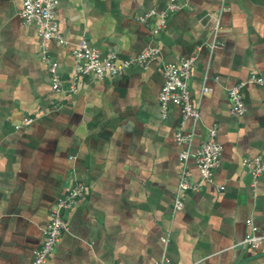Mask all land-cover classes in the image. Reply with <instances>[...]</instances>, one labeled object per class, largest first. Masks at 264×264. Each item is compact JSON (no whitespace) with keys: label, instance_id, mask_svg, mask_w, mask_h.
<instances>
[{"label":"crops","instance_id":"crops-1","mask_svg":"<svg viewBox=\"0 0 264 264\" xmlns=\"http://www.w3.org/2000/svg\"><path fill=\"white\" fill-rule=\"evenodd\" d=\"M167 4L58 0L65 41L49 40L48 52L65 85L83 37L103 55L115 51L119 62L150 46L160 50L146 68L86 77L83 88L63 92L52 87L37 26L23 22L21 0H0V264H33L51 208L75 180L87 192L68 212V229L46 264H264V244H238L251 231L249 218L264 232V172L254 178L242 164L264 153V83L243 88L241 116L228 94L253 73L264 78V0H190L158 33L157 15L147 24L137 19ZM191 55V99L201 118L184 119L176 104L163 118L164 66ZM212 125L223 145L214 181L188 191L175 209L183 168L199 178L193 158L179 159L186 145L176 132L192 134L195 149Z\"/></svg>","mask_w":264,"mask_h":264},{"label":"built area","instance_id":"built-area-1","mask_svg":"<svg viewBox=\"0 0 264 264\" xmlns=\"http://www.w3.org/2000/svg\"><path fill=\"white\" fill-rule=\"evenodd\" d=\"M21 2L20 16L23 22L26 25L34 23L37 26V33L41 40L42 58L48 63L52 87L55 91H77L86 85V77L98 80L116 76L124 68L132 65L146 68L160 54V50L157 47L150 46L136 57L119 62L115 51L103 55L97 47L89 42L88 38L83 37L74 49L75 64L72 79L65 85L59 74V63L52 59L48 52L49 40L65 41L57 19L58 0H21ZM189 4L190 0H168V4L164 9L147 10L137 15V19L147 24L152 16L157 15L159 20L153 28V32L158 33L166 27L170 16L174 12L188 7ZM219 27L220 24L217 22L216 29ZM214 46L220 47V44L215 43ZM196 59V55H191L182 57L176 62L165 64L164 83L159 94L163 118L168 117L170 114V105L176 104L180 106L184 119L200 120V108L192 102L190 90V78ZM248 83L263 84L264 78L253 73L248 78L238 81L228 90L231 110L240 116L245 113L246 109L243 88ZM209 90L210 88L205 87V91ZM32 121L33 117H29L25 118L24 123L28 124ZM217 133L218 126H210L204 140L195 149H192L190 148L192 134L185 133L183 128H179L176 132L178 143L186 145L180 152L179 159L182 162H186L193 158L199 167V178L193 179L189 171L185 167L183 168L174 199L175 209H181L184 206L185 195L188 191L199 190L205 183L214 181V170L219 164L223 151V145L218 140ZM242 164L254 178H257L264 172V153L244 156ZM86 192L87 185L80 180H75L67 191L59 196L51 208L50 221L44 229L43 242L34 250L33 264H46L61 234L68 229V212ZM247 222L251 231L238 244L252 249L257 248L264 244V232L259 231V227L252 218H249ZM162 241L168 244L170 236H162ZM156 263L167 264V258L157 260ZM201 263L202 260H198L193 264Z\"/></svg>","mask_w":264,"mask_h":264}]
</instances>
